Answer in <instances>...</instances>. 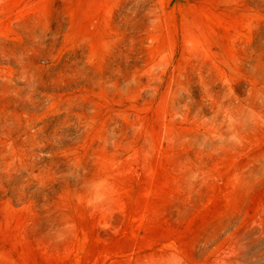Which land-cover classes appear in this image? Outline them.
<instances>
[{
  "label": "rangeland",
  "instance_id": "obj_1",
  "mask_svg": "<svg viewBox=\"0 0 264 264\" xmlns=\"http://www.w3.org/2000/svg\"><path fill=\"white\" fill-rule=\"evenodd\" d=\"M0 264H264V0H0Z\"/></svg>",
  "mask_w": 264,
  "mask_h": 264
}]
</instances>
